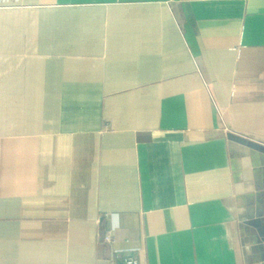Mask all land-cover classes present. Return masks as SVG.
Listing matches in <instances>:
<instances>
[{
	"label": "crops",
	"instance_id": "obj_1",
	"mask_svg": "<svg viewBox=\"0 0 264 264\" xmlns=\"http://www.w3.org/2000/svg\"><path fill=\"white\" fill-rule=\"evenodd\" d=\"M127 255L264 264V0H0V264Z\"/></svg>",
	"mask_w": 264,
	"mask_h": 264
},
{
	"label": "built area",
	"instance_id": "obj_2",
	"mask_svg": "<svg viewBox=\"0 0 264 264\" xmlns=\"http://www.w3.org/2000/svg\"><path fill=\"white\" fill-rule=\"evenodd\" d=\"M105 242H110L109 236L104 237ZM119 264H140L139 260L131 255L124 256Z\"/></svg>",
	"mask_w": 264,
	"mask_h": 264
},
{
	"label": "water",
	"instance_id": "obj_3",
	"mask_svg": "<svg viewBox=\"0 0 264 264\" xmlns=\"http://www.w3.org/2000/svg\"><path fill=\"white\" fill-rule=\"evenodd\" d=\"M246 144V143H245ZM248 147L252 148V149H255V150H258L259 151V148L256 147L255 145H250V144H246Z\"/></svg>",
	"mask_w": 264,
	"mask_h": 264
}]
</instances>
